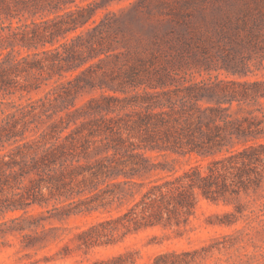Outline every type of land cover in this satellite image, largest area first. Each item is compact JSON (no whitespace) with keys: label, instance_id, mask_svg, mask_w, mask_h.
Masks as SVG:
<instances>
[{"label":"trees","instance_id":"obj_1","mask_svg":"<svg viewBox=\"0 0 264 264\" xmlns=\"http://www.w3.org/2000/svg\"><path fill=\"white\" fill-rule=\"evenodd\" d=\"M122 1L0 0V245L17 233L36 247L58 237L53 221L105 212L57 254L87 252L185 226L201 199L232 206L218 225L261 220L264 80L187 72L216 58L200 0ZM210 5L217 25L245 28L233 52L257 45L264 0ZM226 56L215 71L247 75L246 62L231 70L235 56ZM216 239L148 264H194L226 247ZM138 254L87 264H134Z\"/></svg>","mask_w":264,"mask_h":264},{"label":"rangeland","instance_id":"obj_2","mask_svg":"<svg viewBox=\"0 0 264 264\" xmlns=\"http://www.w3.org/2000/svg\"><path fill=\"white\" fill-rule=\"evenodd\" d=\"M231 1L236 2V0ZM127 2L128 0H123L122 4ZM200 2L204 7L208 30L215 32L216 45L212 48L216 58L211 62L209 61L208 65L200 62H189L190 68H188L187 64H184L185 69L188 68L187 72L193 74L197 79L202 76L207 77L210 73L211 76L218 75L219 78L264 80V24H259L255 30L258 32L254 37L257 41L255 47L233 52V48L238 49L237 39L239 36L244 35L245 28L234 24L217 25L212 21L210 0H200ZM117 6L113 3L110 8H116ZM262 8L264 9V5ZM236 14L240 15V12L236 11ZM234 21L237 22L238 20L234 19ZM195 22L199 24L200 30H206L204 21L199 17L195 19ZM219 31H222L225 35L221 36ZM231 53L235 57L228 61L226 64L229 65L226 66H232L231 70H243L241 68L242 62H246V70H248L246 76L240 77L231 73L227 74L225 69H221L220 72L213 69L215 66H225L223 58ZM206 66L210 68L208 73ZM42 92L40 91L39 94H42ZM32 96L34 97L36 94H32ZM85 97H82L80 101L84 100ZM195 161L196 158L193 156L181 158L176 166L187 167L188 164H193ZM199 163L205 165L206 160ZM263 193L264 191L261 190V195ZM240 201L247 203L248 199L241 198ZM231 209L232 206L225 205L222 202L215 203L201 199L194 215L185 226L147 229L129 235L124 241L116 244L95 246L87 252L76 250L70 255L62 257L57 253L68 241V238L72 237L79 228L86 227L96 219L106 216L107 213L95 212L89 215L73 216L63 222L53 221L52 223L58 227L56 232L58 237L36 247L24 248L17 233L6 236L9 242L7 245H0V264H87L128 249L139 251L134 264H148L151 257L156 253L167 249L197 248L203 243L211 242L221 234H233V237L228 239L217 238L214 240L221 246L222 243L226 244V247L220 250L213 249L194 264H264V198L261 197V220L254 217H244L232 226L218 225L217 222L221 213ZM245 213L248 214V211Z\"/></svg>","mask_w":264,"mask_h":264}]
</instances>
